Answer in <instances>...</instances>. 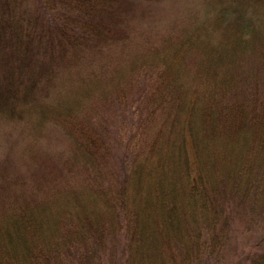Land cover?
Returning <instances> with one entry per match:
<instances>
[{
	"label": "trees",
	"instance_id": "1",
	"mask_svg": "<svg viewBox=\"0 0 264 264\" xmlns=\"http://www.w3.org/2000/svg\"><path fill=\"white\" fill-rule=\"evenodd\" d=\"M135 1L0 0V264H264V0Z\"/></svg>",
	"mask_w": 264,
	"mask_h": 264
},
{
	"label": "rangeland",
	"instance_id": "2",
	"mask_svg": "<svg viewBox=\"0 0 264 264\" xmlns=\"http://www.w3.org/2000/svg\"><path fill=\"white\" fill-rule=\"evenodd\" d=\"M195 0H136L133 9V24L139 27V30L156 33L159 28H168L176 22H180L186 14L194 10ZM3 128V127H2ZM47 128V129H46ZM3 135L0 134V158L6 155L21 166L22 157L20 154L26 142L20 129L11 126L4 128ZM43 135L35 138L32 143L34 149L44 154L54 150L61 149L65 143L62 132L55 127H45ZM21 161V162H20Z\"/></svg>",
	"mask_w": 264,
	"mask_h": 264
}]
</instances>
